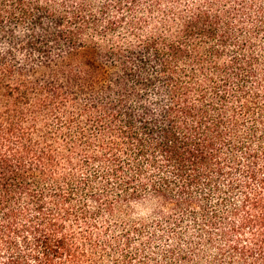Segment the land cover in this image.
<instances>
[{
	"label": "trees",
	"instance_id": "1",
	"mask_svg": "<svg viewBox=\"0 0 264 264\" xmlns=\"http://www.w3.org/2000/svg\"><path fill=\"white\" fill-rule=\"evenodd\" d=\"M0 264H264V0H0Z\"/></svg>",
	"mask_w": 264,
	"mask_h": 264
},
{
	"label": "rangeland",
	"instance_id": "2",
	"mask_svg": "<svg viewBox=\"0 0 264 264\" xmlns=\"http://www.w3.org/2000/svg\"><path fill=\"white\" fill-rule=\"evenodd\" d=\"M81 229V231L82 230H86V229H89V230H92V229H94L95 230V232L94 233H96V232H98L99 230H98V228H91L90 226H87V227H82V228H80Z\"/></svg>",
	"mask_w": 264,
	"mask_h": 264
}]
</instances>
